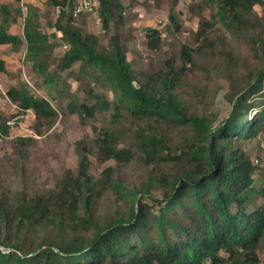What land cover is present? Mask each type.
Returning a JSON list of instances; mask_svg holds the SVG:
<instances>
[{
  "label": "trees",
  "instance_id": "obj_1",
  "mask_svg": "<svg viewBox=\"0 0 264 264\" xmlns=\"http://www.w3.org/2000/svg\"><path fill=\"white\" fill-rule=\"evenodd\" d=\"M46 1L66 6L70 0ZM245 1L225 0L219 8L235 30L243 20L238 6ZM116 4L117 0H99L105 30L111 27ZM228 8L235 11L228 15ZM1 9L9 12L6 6ZM8 21L5 16L0 22V44L17 45L22 40L8 32ZM56 28L70 45L62 64L68 68L79 61L83 70L102 77L114 93L113 100L99 96L95 104L113 110V125L103 127L96 138L101 157L123 163L139 159L161 170L151 171L139 192L129 189L128 196L136 200L128 213L99 222L93 211L104 189L110 187L124 196L126 188L114 177L112 167L97 179L90 174L89 150L80 141L77 174L68 170L54 189L34 201L24 192L12 199L0 195V264H259L264 204L257 202L264 198V171L259 178L256 173L264 158L259 155L255 162L241 142L264 132V61L242 82H232L231 112L216 125L196 109L195 99L202 101L205 89L194 87L192 94L186 76L188 69L198 65L196 54L203 55L209 47L211 55L222 56L229 64L236 61L227 43H221L220 51L214 42L197 47L184 44L181 66L169 58L163 68L147 72L137 70L128 59L119 34L111 36V48L101 50L96 33L64 22V15ZM23 34L27 58L34 70L45 72L49 34L32 13ZM146 37L151 49L160 48L159 28H150ZM4 69L0 60V70ZM8 94L23 110H33L41 125L51 126L57 116L45 97L14 87ZM257 94L261 96L252 99ZM93 107L69 104L72 112L82 115ZM125 112L148 125L125 133L117 126ZM158 124L187 126L192 134L175 142ZM9 130L10 124L0 114V133L7 135ZM30 140L18 138L23 145ZM153 187L163 189V194H155Z\"/></svg>",
  "mask_w": 264,
  "mask_h": 264
},
{
  "label": "rangeland",
  "instance_id": "obj_2",
  "mask_svg": "<svg viewBox=\"0 0 264 264\" xmlns=\"http://www.w3.org/2000/svg\"><path fill=\"white\" fill-rule=\"evenodd\" d=\"M117 2L111 27L105 30L97 15L82 14L79 18H72L65 9L67 6L72 7L71 0L66 6L51 5L46 0H0V22L7 16V27L11 33L21 36L26 19L32 13L41 30L49 34V48L43 58L45 72L34 70L33 61L27 58L25 39L21 38L22 42L17 45L0 46V60L5 68L0 70L4 89L7 94L14 87L45 97L57 111L51 126L46 123L41 125L33 110H23L16 102H10L0 93V114L10 124L7 135L0 133V195L4 198L12 199L17 193L24 192L29 201H34L39 195L54 189L68 170L77 174L81 160L80 141H84L83 144L89 150L90 174L97 179L103 176L106 168L112 167L114 177L122 180L126 188L125 197L110 187L104 189L93 211V216L99 222L128 213L136 200L128 196L129 189L139 192L151 171L161 170L139 159L123 163L101 157L96 138L103 127L113 125V110L96 107L95 104L99 96L113 100L114 93L102 77L83 70L79 61L68 68L62 64L68 49L64 45L68 43L57 30L56 23L63 15L64 22L69 21L83 32L96 33L101 50L111 48V36L119 34L128 59L141 71L159 70L169 58L181 66V48L184 44L197 47L214 42L218 46L217 51H220L221 43H227L236 61L229 64L224 57L211 55L213 49L209 47L203 55L196 54L198 65L188 69L186 76L192 94L194 87L205 89V98L202 101L195 99L198 100L196 109L198 113L213 118L216 125L231 112L229 92L232 82H242L244 76H250L264 61V0H246L238 6L243 16L239 30L230 26L219 13L225 0ZM2 6L9 8V12L4 13ZM232 11L235 9L228 8L227 14L230 15ZM150 28H159L162 32V42L158 49L148 46L146 32ZM260 96L257 94L252 99ZM70 102L77 105L86 103L94 106V109H86L82 115L69 109ZM146 123L149 122L137 121L125 112L117 126L128 133L129 129L147 126ZM158 127L175 142H182L192 134L191 128L183 125L158 124ZM20 136L32 137V140L23 145L18 141ZM241 144L255 161L259 155L264 158V132ZM263 171L264 163L256 177L259 178ZM153 192L163 194L164 190L153 187ZM263 204L264 198H260L257 205ZM222 255L227 256L225 253ZM258 255L259 264H264V240ZM226 264L233 263L229 261Z\"/></svg>",
  "mask_w": 264,
  "mask_h": 264
},
{
  "label": "built area",
  "instance_id": "obj_3",
  "mask_svg": "<svg viewBox=\"0 0 264 264\" xmlns=\"http://www.w3.org/2000/svg\"><path fill=\"white\" fill-rule=\"evenodd\" d=\"M72 7H66L65 9L71 14L72 18H79L82 14H90V15H98V5L99 0H71ZM2 44H0L1 46ZM65 47L69 48V44H65ZM135 84L137 85V82L135 81ZM138 86V85H137ZM0 93L4 95V98L12 102L9 95L7 94V91L4 89L3 81L1 79L0 74ZM17 106V104H14ZM255 162H258L256 159ZM4 249V248H2ZM5 252H8L9 250L4 249Z\"/></svg>",
  "mask_w": 264,
  "mask_h": 264
},
{
  "label": "crops",
  "instance_id": "obj_4",
  "mask_svg": "<svg viewBox=\"0 0 264 264\" xmlns=\"http://www.w3.org/2000/svg\"><path fill=\"white\" fill-rule=\"evenodd\" d=\"M8 32H9V33H11V32L9 31V29H8ZM11 34H14V33H11ZM14 35H18V34H14ZM19 37H20V38H22V39H25V38H24V34H23V33H22V35H21V36H19ZM6 45H9V44H6Z\"/></svg>",
  "mask_w": 264,
  "mask_h": 264
}]
</instances>
